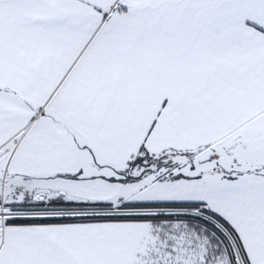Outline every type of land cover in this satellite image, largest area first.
I'll use <instances>...</instances> for the list:
<instances>
[{
	"label": "snow or ice",
	"instance_id": "1",
	"mask_svg": "<svg viewBox=\"0 0 264 264\" xmlns=\"http://www.w3.org/2000/svg\"><path fill=\"white\" fill-rule=\"evenodd\" d=\"M0 264H264V0H0Z\"/></svg>",
	"mask_w": 264,
	"mask_h": 264
}]
</instances>
